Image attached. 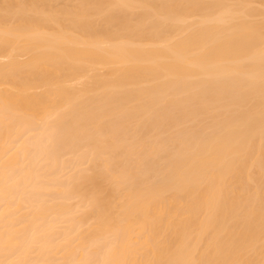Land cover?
<instances>
[{
    "label": "bare ground",
    "instance_id": "6f19581e",
    "mask_svg": "<svg viewBox=\"0 0 264 264\" xmlns=\"http://www.w3.org/2000/svg\"><path fill=\"white\" fill-rule=\"evenodd\" d=\"M254 5L0 0V264H264Z\"/></svg>",
    "mask_w": 264,
    "mask_h": 264
},
{
    "label": "rangeland",
    "instance_id": "374dc122",
    "mask_svg": "<svg viewBox=\"0 0 264 264\" xmlns=\"http://www.w3.org/2000/svg\"><path fill=\"white\" fill-rule=\"evenodd\" d=\"M252 1H253V0H252ZM261 1H264V0H255V4H256V5H254V6H257V7H256L257 9H258V7H259V8L262 10V8H264V7H263L264 2H261ZM256 2H257V3H256ZM260 2H261V3H260ZM253 3H254V2H253ZM258 3H260V4H258ZM262 3H263V5H262ZM260 6H261V7H260ZM261 10H260V11H261ZM263 10H264V9H263ZM261 12H262V11H261ZM260 17H261V16H260ZM261 18H262V20H263L264 16L261 17ZM261 18H260V19H261ZM258 19H259V18H258ZM259 21H261V20H259ZM74 201H75V200H74ZM74 201H73V203L75 204L76 201H75V202H74ZM87 228H88L87 226H84V230L87 229Z\"/></svg>",
    "mask_w": 264,
    "mask_h": 264
}]
</instances>
